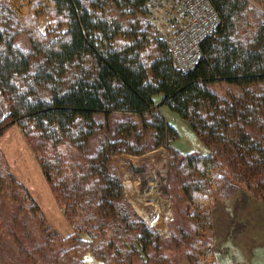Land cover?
Wrapping results in <instances>:
<instances>
[{"label":"trees","instance_id":"trees-1","mask_svg":"<svg viewBox=\"0 0 264 264\" xmlns=\"http://www.w3.org/2000/svg\"><path fill=\"white\" fill-rule=\"evenodd\" d=\"M149 1L0 0V93L8 108L0 135L11 125L21 129L65 215L77 217L79 228L97 241L95 251L115 256L117 242L123 246L117 232L134 233L131 241L138 246L129 256L157 247V236L127 207L113 212L123 186L109 167L111 155L134 152L130 138L139 140L143 132L150 133L152 153L170 146L177 133L157 107L166 106L216 150L208 155L170 151L171 174L189 207L208 211L209 223L213 198H228L242 185L264 198L262 13L250 0H208L219 24L201 42L193 69L181 72L150 26ZM21 33L28 51L13 44ZM213 83L238 93L219 96L210 89ZM112 114L125 115L117 140L76 156L74 150L85 153ZM96 115L103 121L97 123ZM196 251L200 264H215L205 243L199 242Z\"/></svg>","mask_w":264,"mask_h":264},{"label":"rangeland","instance_id":"rangeland-1","mask_svg":"<svg viewBox=\"0 0 264 264\" xmlns=\"http://www.w3.org/2000/svg\"><path fill=\"white\" fill-rule=\"evenodd\" d=\"M250 2L264 18V0ZM170 3L171 0H150L148 3L150 26L163 42H166L170 26ZM44 24L45 20H41L40 27ZM13 44L24 51L30 49L24 33L19 34ZM210 89L219 96L238 93L236 88L224 83H213ZM155 111L177 133L170 146L152 153L149 151L150 133L143 132L139 140L130 138L134 152L111 155L109 167L123 186V197L113 212H123L127 207L141 226L157 236L156 248L129 256L132 248L138 246L136 241H131L134 233L128 236L125 232H117L121 234L123 245L117 242L118 256L105 250L95 251L93 245L97 241H92L79 228L77 217L71 219L65 215L27 138L19 127L11 125L0 135V264H200L196 251L199 242L210 248L215 264H264V198L259 199L254 190L242 185L241 191L237 190L228 198L211 199L213 207L209 210L208 223L205 218L208 211L204 214L201 213L204 210L195 211L185 201L180 184L171 174L169 154L171 149L183 155L192 152L215 154V147L207 146L166 106L157 107ZM7 112V104L0 93V121ZM124 118L122 114L106 117V125L102 124L89 140L85 153L75 149L76 156L93 154L104 142L114 143ZM95 121L103 120L96 115ZM139 147L142 149H137ZM67 154L70 155L69 151ZM222 170L231 172L226 166ZM197 216L204 220L198 223ZM117 220L115 217L112 221L119 224ZM110 236L114 235L108 233L107 238ZM78 238L87 244L79 247L75 240Z\"/></svg>","mask_w":264,"mask_h":264},{"label":"built area","instance_id":"built-area-1","mask_svg":"<svg viewBox=\"0 0 264 264\" xmlns=\"http://www.w3.org/2000/svg\"><path fill=\"white\" fill-rule=\"evenodd\" d=\"M170 9L166 44L174 66L188 72L201 57L200 44L214 33L219 17L208 0H171Z\"/></svg>","mask_w":264,"mask_h":264}]
</instances>
